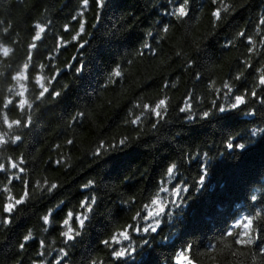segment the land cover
I'll list each match as a JSON object with an SVG mask.
<instances>
[{
  "label": "trees",
  "instance_id": "obj_1",
  "mask_svg": "<svg viewBox=\"0 0 264 264\" xmlns=\"http://www.w3.org/2000/svg\"><path fill=\"white\" fill-rule=\"evenodd\" d=\"M0 47V264H264V0H0Z\"/></svg>",
  "mask_w": 264,
  "mask_h": 264
},
{
  "label": "snow or ice",
  "instance_id": "obj_2",
  "mask_svg": "<svg viewBox=\"0 0 264 264\" xmlns=\"http://www.w3.org/2000/svg\"><path fill=\"white\" fill-rule=\"evenodd\" d=\"M99 2L102 4V3H103V0H99ZM87 3H88V0H84V4L87 5ZM176 14H178V15H180V16H184V15L186 14V12H185V7H184L183 5H182L181 7H179V8L177 9V13H176ZM214 15H215L217 18H219V16H220V11L217 10V12L214 13ZM38 27H39V26H38ZM81 28L83 29V26H81ZM43 31H44V29H43L42 27H40V32H43ZM242 35H243V34H242ZM36 38H39V32L37 33V37H36ZM0 51H2L3 54L6 56V55H8L10 49L0 47ZM25 67H27V66H25ZM116 75H119V72H117ZM18 78H19V77H18ZM260 83H261V84H264V77L261 78ZM225 87H228V86L225 85ZM45 91H47V89H45ZM41 95H43V93H41ZM253 95H255V93H253ZM244 102H245V99H244L243 96H236V97H235V103H233V104L231 105V107H232V108H236V107H238L240 104H243ZM164 105H165V101H164V100H161L160 103H159V105L156 106V110H155V111H156V114H157V115L160 114V113H159V109H160L162 106H164ZM220 110H221V111H224L225 109L221 108ZM208 115H209V113H207V112L204 113V116H205V117L208 116ZM12 123L18 124L19 121H13ZM11 126H12V124H9V127H11ZM253 134H255V133H253ZM16 139L19 140L20 137H16ZM3 142H4V141H3V137H0V143H3ZM234 146H235L236 148H240V149H243V148L245 147L244 144H236V145H233V143H231V142H229L228 145H227V147H228L229 149H232ZM12 167H16V165L13 164ZM175 167H176V166L173 164L172 166H170V167L167 169V173H168L169 176H171V175L173 174V171H174ZM3 168H4V165L0 164V169H3ZM204 180H205V176L202 175V176H201V182H203ZM89 183L91 184V181H90ZM51 187H52V188H55L56 185H52ZM182 191H188V189H187L186 187L183 188V189H177V190H176L177 195H179V193L182 192ZM15 203H16V204H19V203H21V201H20V200H16ZM152 203H153L154 205H157V207H156L154 213H149V215H156V216H159L160 213H162V212L165 211V208H164L163 204H161V202L159 201V199H154V200L152 201ZM13 207H14V205H11V204H10V205H8L7 210H8L9 212H11L12 209H13ZM90 210H91V209H90V207H89V211H90ZM68 216H69V219H65L64 222H63L65 225H68V224H69V221H70V219L72 218V213H69ZM43 219H44L45 222H48V216H45ZM77 219H78V223H79V225H80V226H83V224L85 223V219H87V217H84V218H79V217H78ZM245 220H246V223L243 224V227H244L245 229H248V228L251 226V224H252V219L246 217ZM144 230H145V231H148V229H144ZM152 230L155 231L154 228H153ZM72 232H73V229H72L71 227H69V228H68V231H66L65 233H63V235H64L68 240H71V239H73V236L71 235ZM121 235H123L125 239L128 238L127 233H121ZM24 239L27 240V239H29V237H28V236H25ZM240 242H241V243H251L252 241H251V239H247V240H243V241H240ZM105 243H107V241H105ZM21 247H23V245H21ZM114 254H115V256L120 257V256H123L125 253L122 252V251H118V252H115ZM177 259H178V260H188V264H191V261L188 259V257H187L186 255H184V253H181L180 256L177 257Z\"/></svg>",
  "mask_w": 264,
  "mask_h": 264
}]
</instances>
